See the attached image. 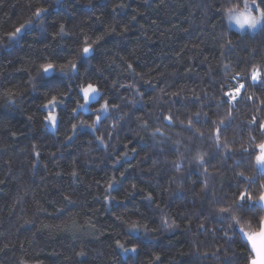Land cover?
<instances>
[{"label": "clouds", "instance_id": "9594fccd", "mask_svg": "<svg viewBox=\"0 0 264 264\" xmlns=\"http://www.w3.org/2000/svg\"><path fill=\"white\" fill-rule=\"evenodd\" d=\"M13 9L0 264H264V0Z\"/></svg>", "mask_w": 264, "mask_h": 264}, {"label": "trees", "instance_id": "16d2710c", "mask_svg": "<svg viewBox=\"0 0 264 264\" xmlns=\"http://www.w3.org/2000/svg\"><path fill=\"white\" fill-rule=\"evenodd\" d=\"M17 14L18 13L16 12L15 9H13L11 11L6 10L5 12L0 13V17H9V18H13L14 19Z\"/></svg>", "mask_w": 264, "mask_h": 264}, {"label": "snow or ice", "instance_id": "6c2138e0", "mask_svg": "<svg viewBox=\"0 0 264 264\" xmlns=\"http://www.w3.org/2000/svg\"><path fill=\"white\" fill-rule=\"evenodd\" d=\"M248 21V18L245 17L244 18V22H247ZM88 49L86 48L85 51H87ZM52 66L51 65H46L45 68L48 69V68H51ZM251 239H255L254 237H250Z\"/></svg>", "mask_w": 264, "mask_h": 264}]
</instances>
